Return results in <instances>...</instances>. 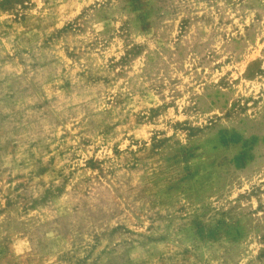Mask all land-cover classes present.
Wrapping results in <instances>:
<instances>
[{
	"label": "rangeland",
	"instance_id": "374dc122",
	"mask_svg": "<svg viewBox=\"0 0 264 264\" xmlns=\"http://www.w3.org/2000/svg\"><path fill=\"white\" fill-rule=\"evenodd\" d=\"M0 264H264V0H0Z\"/></svg>",
	"mask_w": 264,
	"mask_h": 264
},
{
	"label": "clouds",
	"instance_id": "9594fccd",
	"mask_svg": "<svg viewBox=\"0 0 264 264\" xmlns=\"http://www.w3.org/2000/svg\"><path fill=\"white\" fill-rule=\"evenodd\" d=\"M39 6V5H38ZM243 66H241V68H242ZM168 115L170 116L171 115V111L169 110V113H168ZM177 119H179V118H177ZM160 127H163V125H160ZM144 129L142 128V129H140L139 131H137L136 133H135V135H137V136H143L144 135ZM15 251L16 252H19V249L18 248H16L15 249Z\"/></svg>",
	"mask_w": 264,
	"mask_h": 264
}]
</instances>
